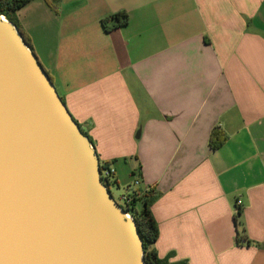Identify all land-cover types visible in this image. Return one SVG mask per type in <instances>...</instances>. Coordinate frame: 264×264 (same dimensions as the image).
I'll return each instance as SVG.
<instances>
[{
	"label": "crops",
	"instance_id": "0c3cea01",
	"mask_svg": "<svg viewBox=\"0 0 264 264\" xmlns=\"http://www.w3.org/2000/svg\"><path fill=\"white\" fill-rule=\"evenodd\" d=\"M18 18L112 184L138 212L152 199L158 256L264 264V0H35Z\"/></svg>",
	"mask_w": 264,
	"mask_h": 264
},
{
	"label": "water",
	"instance_id": "95a60500",
	"mask_svg": "<svg viewBox=\"0 0 264 264\" xmlns=\"http://www.w3.org/2000/svg\"><path fill=\"white\" fill-rule=\"evenodd\" d=\"M100 176L91 139L0 14V264H146Z\"/></svg>",
	"mask_w": 264,
	"mask_h": 264
},
{
	"label": "trees",
	"instance_id": "16d2710c",
	"mask_svg": "<svg viewBox=\"0 0 264 264\" xmlns=\"http://www.w3.org/2000/svg\"><path fill=\"white\" fill-rule=\"evenodd\" d=\"M35 0H0V14L8 19L11 23L16 25L22 34L26 43L30 46L28 39L25 37L18 18V12L31 2ZM62 0H45L47 5L53 10H57V6ZM129 23V15L125 11H121L110 16L105 17L102 20V25L105 31L111 32L117 28L123 27ZM227 140V136L224 132L219 129H214L210 137V147L213 150H218L221 148ZM104 166H109L103 164ZM152 199H147L144 202V208L138 212L134 207V201L132 200L131 213L136 221L140 235L144 242V257L146 264H169L168 258L161 259L154 245L159 238V228L157 222L151 211ZM241 214L238 211V216ZM240 243V242H239Z\"/></svg>",
	"mask_w": 264,
	"mask_h": 264
},
{
	"label": "built area",
	"instance_id": "2783aa9c",
	"mask_svg": "<svg viewBox=\"0 0 264 264\" xmlns=\"http://www.w3.org/2000/svg\"><path fill=\"white\" fill-rule=\"evenodd\" d=\"M116 174V170L115 168H113L112 166H104L103 164H101V180L103 182L104 185H106L109 189L110 186L112 185V180L115 177ZM139 182H136V185H138ZM124 205H120L125 211H126V215L130 218V219H134L131 213V208H132V198L130 196L124 195L123 196Z\"/></svg>",
	"mask_w": 264,
	"mask_h": 264
},
{
	"label": "rangeland",
	"instance_id": "374dc122",
	"mask_svg": "<svg viewBox=\"0 0 264 264\" xmlns=\"http://www.w3.org/2000/svg\"><path fill=\"white\" fill-rule=\"evenodd\" d=\"M110 190L115 198V200L120 204V205H124V199L123 196L126 194L128 188L127 186L124 187V185H121V187H117L116 185L112 184L110 186ZM138 209H140V206H138Z\"/></svg>",
	"mask_w": 264,
	"mask_h": 264
}]
</instances>
